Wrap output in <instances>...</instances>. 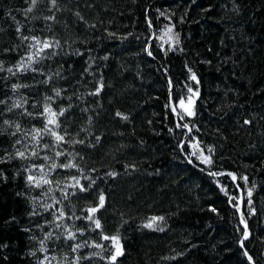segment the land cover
Masks as SVG:
<instances>
[{
    "label": "trees",
    "instance_id": "16d2710c",
    "mask_svg": "<svg viewBox=\"0 0 264 264\" xmlns=\"http://www.w3.org/2000/svg\"><path fill=\"white\" fill-rule=\"evenodd\" d=\"M29 6L0 0V158L28 155L0 162L7 178H0V264H40L45 256L47 264H113L114 242L104 236L122 246L114 264H250L245 249L264 264V0H57L59 10L41 0L25 15ZM21 36L53 46L32 62L34 41ZM100 83L99 96L91 95ZM45 104L57 116L37 115ZM46 116L59 124L49 128L67 132L65 142L43 133L37 147L31 137ZM4 120L21 131L10 135L16 129ZM209 156L211 165L203 163ZM69 162L77 167L49 171ZM29 174L53 183L30 186ZM73 177L95 183L81 193ZM101 193L96 229L87 216ZM153 217L163 220L145 227ZM77 243L85 246L73 252Z\"/></svg>",
    "mask_w": 264,
    "mask_h": 264
},
{
    "label": "snow or ice",
    "instance_id": "6c2138e0",
    "mask_svg": "<svg viewBox=\"0 0 264 264\" xmlns=\"http://www.w3.org/2000/svg\"><path fill=\"white\" fill-rule=\"evenodd\" d=\"M28 2L30 4V6L25 10V15L27 13H31L34 10V8L36 7L37 3L41 2V0H28ZM49 3L51 5V8H56L57 10H59L57 8V0H49ZM75 15L77 17H79L81 20H83V17L80 16V13L79 12L75 13ZM43 19H45L47 21H54L55 20V15L53 14L51 16L44 17ZM12 20L17 24V28H16L17 33H20L22 26H20L19 21H16V18L14 16L12 17ZM20 38L22 40H25V41H28V40L34 41V43H32V44L29 45V47L31 49H35V52H33L32 55H29L28 56V60L29 61H32V62H36L34 60V56L40 55V53H42L45 49H50L53 46L47 40L41 41L40 39H38L35 36H32V37H29V36H21ZM55 44H56L57 47L60 46L59 45V41H56ZM148 55H152V53L149 51L148 52ZM28 66L31 67V64H29ZM0 70H3V69H0ZM20 70L21 71L24 70V68H23V61H21ZM8 71L11 72L12 70L11 69H8ZM32 71L33 72H36V71H38V69L32 68ZM189 71H191V70L189 69ZM57 75H58V73H57ZM51 79L52 78L49 77L48 80L44 81V83H48V81L51 80ZM191 79L194 80V81H197V78H196L195 73L192 74ZM197 83H198V81H197ZM12 87H13V90H15V89H18L20 87H27V85L15 84ZM103 87H104L103 83H100V85L97 87L96 91L93 92V93H90V94L91 95H94V96H99V94L102 91ZM54 91H55V97H60L61 90L60 89H54ZM189 91L191 92L192 89L189 88ZM53 99H54V97H47V100H49V101H51ZM189 101H191V97H189ZM0 103H5V101H0ZM177 104L182 107V106H184L185 101L183 99H179L177 101ZM13 107H21V105L20 104H16V105H13ZM70 107H71V105H69V108ZM11 110H12V108H9L8 109V111H11ZM65 111H67V109H61L60 112H59V115L60 116H63ZM84 111H86V109H84ZM173 111H175V107H173ZM185 111H187V114L189 116L194 115V112L191 111L190 109H185ZM26 114L29 115V116H32L33 115L32 113H26ZM45 114H50V117L57 116V113L52 110L50 104H45V106H44V112L43 113H39L37 115L43 116ZM116 116L121 117L124 120H127L128 119V117L126 115H123L120 112H117L116 113ZM45 119H46L45 127L42 130L41 129H35L34 132L36 134L31 137L32 140L36 142V146L39 147V140H40V138H42V134L43 133H47L48 135L53 136L55 138V140L57 141V143L65 142V135H67V132H65V135H61V134L57 133L56 131H53L51 128L48 127V125H55V127H59L58 122L55 119L49 118V116H46ZM181 119H183V115H181ZM3 123L5 125H8L9 127H13V126L15 127L16 131L10 133V135H12V136H15L18 132L21 131V128H20V125L19 124L13 125V123L11 121H8V120H4ZM89 123H91V119H89ZM244 123L245 124H249V123H251V121L245 120ZM185 127H187V125H185ZM95 139H96L97 142H99L100 137L97 136V137H95ZM69 142H71V143H80V144H83L84 143L83 140H79V141L72 140V141H69ZM15 143L16 144H23L24 141L21 140V139H17L15 141ZM24 147L27 150L28 145L25 144ZM43 147L44 148H48L49 145L44 144ZM208 151L211 154L212 149H209ZM30 155L32 157L39 158L38 151H36L35 149L31 150ZM60 155H63V153L62 152H59V151L56 152V156H60ZM14 158L28 159V155L26 154V151L17 150L14 154L13 153H9L6 158H0V162H5V159L6 160H11V159H14ZM43 159L47 160V159H49V157L45 156ZM203 163H206V164L211 165L212 160H211L210 156L209 157H205L203 159ZM44 167H45V165H36V164H33L32 165V168L33 169H38L40 172H43L44 171ZM48 167H49V171H54L58 167L61 168V169H70V168L77 167V165H75V164H73L71 162H69V163H62V164H59V165H57L56 163H52ZM26 171L31 172V169H26ZM211 174L212 175H217L216 173H211ZM109 175L115 176V175H117V173H114L113 172V173H109ZM228 175L231 177L232 180H236V176L234 174L229 173ZM0 178H3L5 180L7 179L6 177L3 176V173L2 172H0ZM41 179L43 180V184L37 183L36 182V177L34 175L29 174L27 176V181H28V183H29L30 186L43 187V185H51L53 183L52 180L44 179L43 177H41ZM242 179L245 180V181H247V177H242ZM73 180H76V178L73 177ZM57 183H59V181H57ZM94 183H95V181L92 180L90 182V184L87 187H85L83 184H80L79 180H76V185H74V186H77L78 185L79 186V190H80L81 193H88L91 190L92 184H94ZM45 195H47V192H45ZM247 195L249 197V203H251L252 189H249L248 190ZM105 200H106L105 195L103 193H101L98 196V202H97L96 206L90 207L88 209V212L90 213V215L87 216V219L95 224V228L96 229H100L101 228V221H100V219L95 218V214L97 212H99L100 209H103L105 207ZM56 203H59V201H56ZM52 207H54V205H47V204L44 205L45 210H49ZM58 211L60 212V216H63V211L62 210H58ZM251 211L254 213L255 210L252 209ZM33 214H36V213L34 212ZM53 215L55 217V213ZM56 218L58 219L59 217H56ZM157 220H163V217H153L152 218V223L146 224L145 227L152 228L153 227V223L155 221H157ZM242 222H243V220H242ZM244 227H245V229H247L246 222H244ZM51 236H52V234H51V232H49L46 235L45 239L51 238ZM248 236H249V233L247 231H245V233H244V239H247ZM67 239H69V240H75L76 239L75 233H72V234L68 235L67 236ZM103 239H106V240L110 239V240H112L114 242L115 251L113 252V254L110 257L111 261H113V264H114V262L116 261L117 257L123 254V252H122V246L119 243V238L117 236H112V237L104 236ZM82 246H85V245H82L80 243H77V244H75L74 247H72V251L73 252H76ZM96 247H102V246L98 244V245H96ZM241 247L242 248L244 247L243 241H241ZM40 251H42V252L43 251H47L43 247V241H41V249H40ZM32 255L35 256V253L33 252ZM244 255L247 258V260L250 262V264H255V261L253 260V257L251 255H249V253H248V251L246 249L244 250ZM85 259H87V257H85ZM78 261H79V258H77V264H78ZM47 262H48V257L45 256L44 257V260L40 261V264H47Z\"/></svg>",
    "mask_w": 264,
    "mask_h": 264
},
{
    "label": "water",
    "instance_id": "95a60500",
    "mask_svg": "<svg viewBox=\"0 0 264 264\" xmlns=\"http://www.w3.org/2000/svg\"><path fill=\"white\" fill-rule=\"evenodd\" d=\"M192 93H193V95H194V98H198V92H194V91H192ZM193 104V99L191 98V101H189L188 103H187V105H186V109H190V107H191V105ZM181 107V106H180ZM235 175V174H234ZM236 176V175H235ZM235 181H237V176H236V180ZM241 195H242V192H241ZM241 212H242V209H240L239 210V213L241 214Z\"/></svg>",
    "mask_w": 264,
    "mask_h": 264
}]
</instances>
